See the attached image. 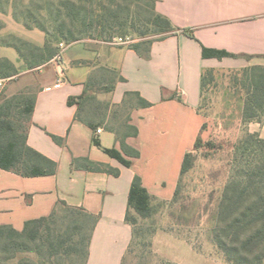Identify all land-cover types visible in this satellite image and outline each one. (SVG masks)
Masks as SVG:
<instances>
[{
  "label": "crops",
  "instance_id": "0c3cea01",
  "mask_svg": "<svg viewBox=\"0 0 264 264\" xmlns=\"http://www.w3.org/2000/svg\"><path fill=\"white\" fill-rule=\"evenodd\" d=\"M153 1L156 13L167 17L177 30L154 41L147 55L126 44L82 40L64 45L59 60L47 63L44 82L35 93L26 143L54 161L57 169L52 176L39 177L0 169V226L20 231L26 221L49 216L62 201L96 218L85 264H122L132 240V227L125 221L131 181L139 176L151 197H173L183 157L193 149L207 122L200 113L202 74L264 67V0ZM14 34L38 47L44 44L40 31L24 28ZM202 48L224 51L234 58L205 59ZM1 58L15 66L21 62L16 51L5 46H0ZM107 71L121 80L113 83ZM89 80L101 86L113 83L111 92H101L111 104H120L127 92H137L151 104L130 113L138 134L126 143L139 152L130 167L102 151L119 149L112 133L103 127L93 131L75 118L77 98ZM69 99L73 104L68 105ZM235 113L241 126L238 110ZM245 127L264 140V125L250 122ZM93 138L101 148L92 143ZM81 158L116 169L118 175L72 169V160ZM185 250L171 259L187 264L186 252L192 254V250Z\"/></svg>",
  "mask_w": 264,
  "mask_h": 264
},
{
  "label": "trees",
  "instance_id": "16d2710c",
  "mask_svg": "<svg viewBox=\"0 0 264 264\" xmlns=\"http://www.w3.org/2000/svg\"><path fill=\"white\" fill-rule=\"evenodd\" d=\"M10 2L15 21L21 22L27 30L36 29L44 35L41 47L15 36L10 37V41L0 39V46L16 51L25 71L38 69L59 56V44L99 38L110 42L106 38H110L116 29L122 36L131 32L140 38L159 36L128 45L138 54L147 55L154 41L163 40L177 30L167 17L156 13L153 0H30L28 6L20 10L15 0ZM5 4H9V0ZM42 11L45 15H41ZM0 12L4 13L1 8ZM187 35L192 38L191 33ZM201 55L205 59L234 58L227 52L206 48H202ZM18 73L19 69L12 62L0 59L1 80H9ZM107 73L113 83L117 78L121 80L115 72ZM208 77L213 79L212 71L202 74L201 96ZM98 84L87 82L83 95L77 98L75 118L93 131L103 127L112 133L119 149L102 148V151L124 167H130L131 160L139 157V152L126 143L138 134L137 128L130 123V113L151 104L137 92H127L120 104H106L105 110L111 109L109 116L103 114L98 121L93 120L83 116L86 104L97 93H108L113 89L111 83ZM234 88L240 102L235 109L240 115L242 136L232 145L229 178L217 204L211 242L225 264H264V140L258 134L249 133L245 127L250 122L264 125V67L243 70L240 79L235 80ZM34 101L35 95L26 92L11 96L0 94V169L21 177L52 176L57 164L26 143ZM67 103L73 104L72 99ZM205 128L206 124H203L201 133ZM51 138L56 144H62L61 139ZM92 143L101 148L97 139L93 138ZM202 146H208V143H202L199 135L193 149L183 157L180 177L191 168L194 153ZM71 168L118 175V170L87 158L73 159ZM151 198L140 177L135 175L130 184L125 215V221L131 227L134 223L130 211L142 218L148 217ZM86 224L89 226L85 234ZM95 224L94 216L61 201L49 216L26 221L20 231L11 226H0V264H13L15 260V264H62L64 260L74 263L79 259L85 264Z\"/></svg>",
  "mask_w": 264,
  "mask_h": 264
},
{
  "label": "rangeland",
  "instance_id": "374dc122",
  "mask_svg": "<svg viewBox=\"0 0 264 264\" xmlns=\"http://www.w3.org/2000/svg\"><path fill=\"white\" fill-rule=\"evenodd\" d=\"M0 1V8L4 12H0V39L10 41L14 33H19L24 28L21 22L12 18L10 0L9 4H5L6 0ZM15 1L20 10L27 7L30 0ZM41 15H45L44 11ZM12 20L18 26L14 25ZM112 36L106 38L109 43H116L115 39L120 36L126 45L139 44L159 37L140 38L132 32L122 36L117 29L112 31ZM100 40L101 38L98 41ZM89 44L96 45L92 42ZM16 67L19 69L18 75L1 81L0 94L11 96L26 92L31 96L35 95L44 82L49 66L46 64L38 69L25 71L19 62ZM250 67L253 66L212 71L213 79H206L200 113L207 119L201 141L208 143V146H202L194 153L191 168L179 178L176 195L169 200L152 197L150 214L146 218L140 217L133 210L130 211L134 223L133 235L123 264H178L171 258L188 247L191 248L192 254L186 252L187 264H225L211 242V229L222 188L229 178L232 145L242 136L241 126L236 120L235 106L240 102L234 83L240 79L242 71ZM106 104L110 105L111 101L97 93L96 97L86 104L83 116H90L96 121L103 114L109 116L111 109L109 107L105 110ZM88 226L89 224H86L85 234L88 232ZM16 262L17 260L12 263ZM82 263L81 259L74 263L69 260L62 261V264Z\"/></svg>",
  "mask_w": 264,
  "mask_h": 264
},
{
  "label": "built area",
  "instance_id": "2783aa9c",
  "mask_svg": "<svg viewBox=\"0 0 264 264\" xmlns=\"http://www.w3.org/2000/svg\"><path fill=\"white\" fill-rule=\"evenodd\" d=\"M116 40V43H118V44H125L126 42L123 40V39H121V38H118V39H115ZM64 47V45L63 44H59V48L62 50V48ZM60 56H61V54L59 55V56H57L55 59H53L52 61H58L59 60V58H60ZM1 81H3V80H1L0 79V86H1ZM97 133H100V130H97L96 131Z\"/></svg>",
  "mask_w": 264,
  "mask_h": 264
}]
</instances>
